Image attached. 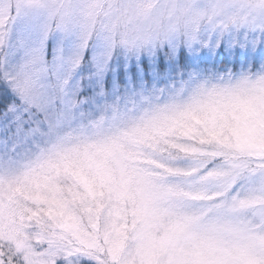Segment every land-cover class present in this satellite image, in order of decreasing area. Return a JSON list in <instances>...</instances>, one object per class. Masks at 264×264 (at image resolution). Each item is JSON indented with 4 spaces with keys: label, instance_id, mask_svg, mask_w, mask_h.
<instances>
[{
    "label": "snow or ice",
    "instance_id": "snow-or-ice-1",
    "mask_svg": "<svg viewBox=\"0 0 264 264\" xmlns=\"http://www.w3.org/2000/svg\"><path fill=\"white\" fill-rule=\"evenodd\" d=\"M0 264H264V0H0Z\"/></svg>",
    "mask_w": 264,
    "mask_h": 264
}]
</instances>
